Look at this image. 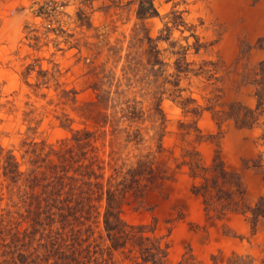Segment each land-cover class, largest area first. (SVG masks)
Instances as JSON below:
<instances>
[{
    "label": "rangeland",
    "instance_id": "1",
    "mask_svg": "<svg viewBox=\"0 0 264 264\" xmlns=\"http://www.w3.org/2000/svg\"><path fill=\"white\" fill-rule=\"evenodd\" d=\"M150 3L157 14L140 17ZM197 39L207 49L196 53ZM187 46L192 68L215 63L207 68L216 69V84L193 73L172 83L181 57L173 52ZM262 59L264 0H0V264H57L48 235L63 231L60 214L77 236L72 264H153L157 249L167 253L163 264H264V220L254 229L251 212L208 213L190 165L220 156L240 173L249 205L264 195L263 169L253 166L260 156L264 163L263 128L219 126L207 109L214 87L221 104L255 106L241 81ZM184 99L199 114L186 112ZM86 132L83 155L75 137ZM69 146L79 162L59 159ZM96 159L99 177L89 178L92 169L80 164ZM140 162L134 183L129 170ZM64 173L101 182L102 198L93 195L88 214L86 195L65 188L52 202L55 215L32 227L29 211ZM110 184L129 235L118 249L104 222Z\"/></svg>",
    "mask_w": 264,
    "mask_h": 264
},
{
    "label": "trees",
    "instance_id": "2",
    "mask_svg": "<svg viewBox=\"0 0 264 264\" xmlns=\"http://www.w3.org/2000/svg\"><path fill=\"white\" fill-rule=\"evenodd\" d=\"M150 9L153 11L149 13H143L140 17L145 18L147 16H153L157 14V11L152 5ZM161 38L162 37H158L156 40ZM172 46H175V43H172ZM207 46V44L200 43L199 39H197L194 44L196 53H199L202 48L207 49ZM190 47L191 46L182 47V50L173 52L174 54L181 55V57L175 61L176 72L172 74V76L175 77V80L172 81V83L175 86H179L182 74L189 75L190 73H193L196 76L205 74L209 80L215 79V81L212 83L216 84V81L219 80L215 76L216 72L213 71L216 69L207 68L209 65L215 66V63L210 62L208 64V62H204L198 69H194L191 67L192 63L186 61ZM156 52L159 53V50H156ZM241 82L242 84L249 85L253 88V95L256 100L255 106L246 105L238 100H234L228 104H221L220 101L222 99V95L217 94L221 92V89L214 87L213 97L209 99L210 103L212 104L208 106L207 109L212 111L213 118L219 124V126H221L226 121H232L235 127L239 129L253 130L255 128H263L261 138L264 141V59L258 61L253 67L248 68L244 72ZM176 91H181V89L174 90L173 94H175ZM177 96L180 97L181 95L178 94ZM191 101L192 100L184 99L181 101V104L185 108L186 112L199 114L197 108H188L189 102ZM219 104L222 106V108L215 109L216 105ZM84 135V137H75V140L79 149L82 150V154L86 155L87 151L83 150L87 146L91 145L90 141L87 140V138L90 136V133L86 132ZM58 154L59 159L62 162L72 161V163H74L80 161V159H76L73 146H69L65 149V151H60ZM96 161L97 159L91 160L90 163L86 165L80 164V167L92 169L85 174L88 175L89 178H91L93 175H96L93 170V165ZM144 164V162H140L137 168L129 170V173L133 175L134 183H140L136 177L140 173V169ZM190 165L192 176H200L203 179L199 185H194V192L195 194L202 196L205 209L208 211V213L215 211L218 217H223L229 211L241 212L243 214L251 212L252 215L249 217V219L252 222L254 229L257 228V225L261 220H264V195L259 197L254 206L249 205L246 201V188L240 173L235 169H228L226 163L220 156H216L210 166H203L197 161L190 162ZM253 166L258 169H263L264 173V163L261 156L259 159L254 161ZM16 167L17 165L11 161H8V164L6 165V174L10 175L15 181L18 179V171L16 170ZM51 168L57 172L59 166L53 165ZM62 171L67 172V169L62 167ZM98 177L99 176L96 175V178ZM79 182L80 185L78 184ZM137 186V189H135L136 196L140 191V185ZM46 187L47 190L45 193L47 195L43 198L45 204H42L40 197L36 210H34V212L29 211V215H33L32 227L42 225V215L52 210V207H54L52 202H58V198L65 188L67 189L66 194H69L70 196H74L75 193H77L79 196L86 195L85 204L88 206V214H91L94 207L92 204L93 195L99 193L98 198L100 199L103 195V184L101 182L83 180L75 176H69L67 173L54 175ZM107 192V207L104 214L105 228L112 241L113 247L118 249L124 246V243L128 239L127 236H129L128 233L125 232L124 228L120 227L122 220L120 219L118 209L121 205L122 197H118L113 191L112 184H110ZM50 213L51 215H55L54 212ZM60 216L62 217L61 221L63 222V231H58L56 235H54L55 237L51 234V231V233L48 235V244H50L54 249L53 255L57 258V264L60 262L62 264H72V260H75L74 255L78 252L75 243L77 241V236H75L76 232L73 229L70 230L69 233L66 232L65 228L69 225L68 218L64 214H60ZM157 250V252L152 253V262L153 264H163L162 255L160 256V253H164L163 256H166L167 253H165V251H160L159 249ZM146 251L149 252V248H146ZM66 260L68 261L65 263Z\"/></svg>",
    "mask_w": 264,
    "mask_h": 264
}]
</instances>
